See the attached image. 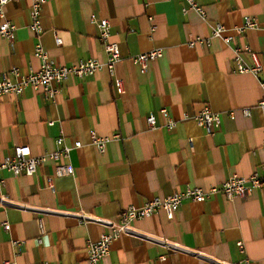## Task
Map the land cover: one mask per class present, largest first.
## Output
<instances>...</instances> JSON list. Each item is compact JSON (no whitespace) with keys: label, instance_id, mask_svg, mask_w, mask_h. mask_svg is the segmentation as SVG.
I'll return each instance as SVG.
<instances>
[{"label":"crops","instance_id":"crops-1","mask_svg":"<svg viewBox=\"0 0 264 264\" xmlns=\"http://www.w3.org/2000/svg\"><path fill=\"white\" fill-rule=\"evenodd\" d=\"M33 1L4 5L0 23L8 19L17 28L14 41L0 35V75L14 66L24 72L38 69V42L59 64L105 61L99 27L91 21L95 14L111 22V39L122 54L116 75L125 92L118 91L115 76L104 69L70 76L53 99L32 87L0 98L4 155L19 144L44 155L57 148L61 135L67 145L82 142L67 159L74 174L56 177L54 189L47 177L66 159H48L30 176L1 171L5 183L0 194L9 203L0 200V264H91L87 244L107 228L98 221L80 222L79 212L116 220L129 205L141 206L188 185L208 188L234 174L264 171V115L258 105L264 97V0H196L206 10L205 18L195 10L184 13L185 0H45L40 35L29 28ZM247 15L259 26L235 34L231 43L212 37L210 45L187 44L190 34L210 37L217 22L234 33ZM237 46L257 52L263 69L238 72ZM155 48H162L163 56L142 72L134 56ZM241 57L245 65L252 64L249 52ZM205 106L222 118L211 132L194 118ZM163 107L177 121L172 129L159 112ZM151 112L157 116L155 128L146 121ZM92 131L121 137L100 152L91 142ZM133 227L136 233L120 235L99 264L235 263L245 256L249 262L242 264H264V187L245 198L217 194L204 202L185 200L174 219L160 210L135 220Z\"/></svg>","mask_w":264,"mask_h":264},{"label":"built area","instance_id":"built-area-1","mask_svg":"<svg viewBox=\"0 0 264 264\" xmlns=\"http://www.w3.org/2000/svg\"><path fill=\"white\" fill-rule=\"evenodd\" d=\"M9 1L19 0H0V15L5 16L4 5ZM186 5L183 7V12L186 13L189 10H195L202 17H206V10L196 0H185ZM45 0H34L30 10L31 22L29 23L30 30L35 35H40L43 31L41 24V9ZM91 21L96 23L99 27V38L103 43L106 53V60L101 61L97 58L79 59L76 63L71 65H63L57 63L48 53L46 48L41 42L35 45L34 55L39 58L41 63L38 69H31L27 72L22 71L19 67H12L11 69L4 71L0 75V98L6 94L21 95L28 87H32L35 90H42L46 97L55 98L61 90V85L70 77H86L97 73L98 71L106 69L110 75L115 76V82L120 93L125 92V84L121 77L116 75V64L121 60L122 54L118 42L111 39L112 25L107 18H98L95 14L91 15ZM259 26V22L255 17L247 15L244 17L242 25L235 27L234 33H226L227 27L217 22L212 25L211 36L202 37L199 35L190 34L188 39V45L195 47L198 45H210L212 37H220L226 43H231L235 34H242L248 28H256ZM16 24L8 19H4L0 23V35L10 41L15 39ZM155 28L153 25L152 29ZM56 42L58 45H62V39L56 36ZM244 51L249 52L252 59V64L245 65L242 61V53ZM236 70L238 72H253L257 74L263 69V64L259 58L257 52L253 51L249 47L237 46L234 48ZM163 56L162 48H155L149 51L140 52L134 56V60L139 64L142 72H146L149 68V63L152 60L158 59ZM264 115V97L259 102ZM160 114L165 119V126L169 129L174 128L177 125V121L170 114L167 107L160 109ZM243 113L245 115L250 114L249 108H244ZM231 116H234V112H230ZM197 123L205 127L209 132L213 130V127L219 126L222 121L221 114L213 111L208 106H205L201 111L194 115ZM147 124L150 128L158 126V120L155 113L151 112L146 116ZM121 135L116 133L112 136L99 135L96 131L91 132V142L100 152H105L108 143L112 138H120ZM189 143L193 144V139H189ZM57 148L45 153L44 155H34L32 149L27 144L16 145L12 154L4 155L0 148V173L2 170H8L14 175H33L36 173L38 167L46 162L48 159L58 161L60 159H66L65 162H59L55 165V171L52 175L47 177L48 186L52 189L55 188V178L65 175H73L75 167L72 163L67 161L70 156V152L73 148L82 146L80 140L74 141L72 146L65 143L63 135L56 139ZM264 146V140H263ZM264 170V163H263ZM5 179L0 174V186L4 185ZM264 187V171L254 172L249 176H241L238 174L231 175L220 185H212L208 188L188 185L184 189L174 191L164 196H155L147 200L143 205H129L125 207L119 218L116 220L109 218H100L95 215H91L84 211L78 213V220L82 223L88 221H98L102 223L107 230L102 232L101 236L96 241H89L87 244L88 259L91 264H99V262L108 255L112 243L122 234H134L136 230L133 227V222L137 219H143L151 217L157 211L163 210L166 213L168 219H174L176 213L185 200L204 202L217 194H223L227 199H234L236 197L245 198L253 190ZM0 200L4 203L8 202L5 195L0 194ZM9 203V202H8ZM10 224L5 223V228L10 229ZM41 237L39 241L41 242ZM18 241H16L17 243ZM18 244V243H17ZM240 252L245 254L246 248L244 241L238 242ZM249 258L245 256L244 260L235 263H222L218 260H211L212 264H242L248 263ZM3 264H18L12 261H4Z\"/></svg>","mask_w":264,"mask_h":264}]
</instances>
